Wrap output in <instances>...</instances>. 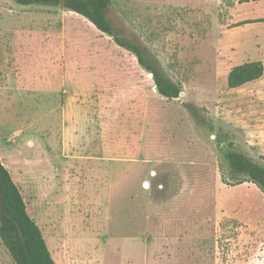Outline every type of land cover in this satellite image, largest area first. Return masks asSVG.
<instances>
[{
    "label": "rangeland",
    "instance_id": "obj_1",
    "mask_svg": "<svg viewBox=\"0 0 264 264\" xmlns=\"http://www.w3.org/2000/svg\"><path fill=\"white\" fill-rule=\"evenodd\" d=\"M252 6L111 0L181 85L166 98L82 15L0 0V163L56 264H264V194L231 183L219 142L264 163V70L226 87L233 66L264 68V21L240 19Z\"/></svg>",
    "mask_w": 264,
    "mask_h": 264
},
{
    "label": "trees",
    "instance_id": "obj_2",
    "mask_svg": "<svg viewBox=\"0 0 264 264\" xmlns=\"http://www.w3.org/2000/svg\"><path fill=\"white\" fill-rule=\"evenodd\" d=\"M14 2L22 5H60L82 15L98 30L108 34L117 45L136 57L138 64L152 74L154 86L157 87L156 91L161 96L166 98L179 96L181 85L173 82L159 71L155 61L149 56L148 50L137 40L136 36L127 33L107 16L111 0H14ZM249 22L251 20L241 21L243 24ZM263 70V65L259 60L233 66L227 74L226 87L237 88L254 81L263 75ZM187 108L193 116L197 117L191 104H187ZM220 138L221 151L229 169L231 183L236 185L249 181L264 194V163L258 162L246 151L236 147L232 141L222 143ZM222 180L225 182V178ZM0 186L3 192V204L12 215V219H10L0 212V241L8 251L13 263L56 264L39 227L26 210V204L19 187L13 181L8 169L1 163ZM18 227L21 230L23 241L20 238Z\"/></svg>",
    "mask_w": 264,
    "mask_h": 264
},
{
    "label": "crops",
    "instance_id": "obj_3",
    "mask_svg": "<svg viewBox=\"0 0 264 264\" xmlns=\"http://www.w3.org/2000/svg\"><path fill=\"white\" fill-rule=\"evenodd\" d=\"M259 1L260 2H257L255 4H253V6H256V7H253L252 4L250 5V3H248V1H242L241 2L240 0H236V4L237 5L238 4H242V6H245V7L246 6H252L251 7V10H249V8H248V9H246L245 11H243L240 14V16H242V18H240V19H243L242 21H246V20H251V21H254V20L264 21V7H263L264 6V1H261V0H259ZM257 6H260V7L262 6L263 7V9L260 10L262 13H258L259 10L257 9ZM252 9H253V11H252ZM248 11H251V13L249 12L248 14H245ZM235 16H238V14L235 15Z\"/></svg>",
    "mask_w": 264,
    "mask_h": 264
},
{
    "label": "water",
    "instance_id": "obj_4",
    "mask_svg": "<svg viewBox=\"0 0 264 264\" xmlns=\"http://www.w3.org/2000/svg\"><path fill=\"white\" fill-rule=\"evenodd\" d=\"M150 76H152L151 73H150ZM154 88H155V90H157V87H156V86H155ZM0 212H1L4 216H6V217L12 219V215L9 213V211L6 209V207H5L4 204H3V192H2V190H1V186H0ZM18 231H19L20 238H21V240L23 241V236H22V233H21V230L19 229V227H18Z\"/></svg>",
    "mask_w": 264,
    "mask_h": 264
}]
</instances>
